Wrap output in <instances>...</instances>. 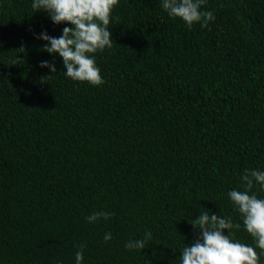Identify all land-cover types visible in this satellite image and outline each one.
<instances>
[{"label": "trees", "instance_id": "16d2710c", "mask_svg": "<svg viewBox=\"0 0 264 264\" xmlns=\"http://www.w3.org/2000/svg\"><path fill=\"white\" fill-rule=\"evenodd\" d=\"M204 7L215 19L189 29L160 0H119L91 86L58 56L53 77L39 67L34 33L64 24L0 0V264H75L81 244L83 264H179L204 210L252 243L227 192L264 170V0ZM96 211L110 218L89 224Z\"/></svg>", "mask_w": 264, "mask_h": 264}, {"label": "clouds", "instance_id": "9594fccd", "mask_svg": "<svg viewBox=\"0 0 264 264\" xmlns=\"http://www.w3.org/2000/svg\"><path fill=\"white\" fill-rule=\"evenodd\" d=\"M118 3L119 0H31L34 13L46 12L53 24L65 25L58 37L49 35L46 30L34 33L35 39L44 42L42 50L52 57V60L39 62L40 68L48 70V79L57 71L55 59L58 56L66 69L63 72L66 78L91 86L104 83L95 54L112 47L109 25ZM206 4L207 0H160V6L167 15L179 18L189 29L195 24L207 27L215 19L213 12L204 7ZM19 51L24 52L25 46L21 45ZM239 180L240 185L230 189L227 198L233 210L239 213L252 243H242L234 238L232 230L239 229L241 225L234 224L231 217L204 210L191 222L199 234L192 244H184L179 264H260L259 257L264 256V196L252 189L264 192V170L245 169ZM110 215L107 211H96L85 219L93 224L101 219L107 221ZM151 237L152 233L146 232L143 239H129L124 247L129 251L144 249ZM111 239L112 233L105 232L103 240ZM84 247L79 245L75 264H83Z\"/></svg>", "mask_w": 264, "mask_h": 264}]
</instances>
